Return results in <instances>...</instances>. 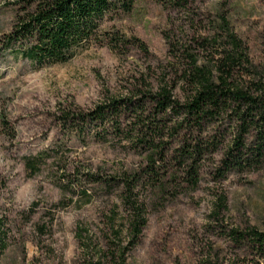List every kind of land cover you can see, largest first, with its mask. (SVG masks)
<instances>
[{
  "label": "rangeland",
  "instance_id": "rangeland-1",
  "mask_svg": "<svg viewBox=\"0 0 264 264\" xmlns=\"http://www.w3.org/2000/svg\"><path fill=\"white\" fill-rule=\"evenodd\" d=\"M18 1L0 0V46ZM105 26L144 49L92 45L39 68L0 51V264H88L92 256L113 264L126 246V264H264L231 233L264 230V155L226 168L231 115L194 128L157 113L149 96L165 82L184 102L188 54L214 70L229 48L226 30L242 43L238 80L264 77V0H198L192 11L137 0ZM112 99L133 103L119 116L91 118ZM69 112L81 115L64 119ZM195 145L208 149L191 186L180 153ZM218 196L225 203L216 211ZM134 204L146 223L130 246Z\"/></svg>",
  "mask_w": 264,
  "mask_h": 264
},
{
  "label": "trees",
  "instance_id": "trees-1",
  "mask_svg": "<svg viewBox=\"0 0 264 264\" xmlns=\"http://www.w3.org/2000/svg\"><path fill=\"white\" fill-rule=\"evenodd\" d=\"M137 0H20L14 23L3 38L0 51L9 53L14 59L22 58L32 68L66 63L78 53L92 45H107L111 49L127 47L136 42L144 49L143 42L125 38L118 31H110L105 26L109 20L121 13L132 10ZM165 7L192 11L198 0H155ZM228 50L218 57L214 70L198 64L192 54H188L189 67L183 73L184 83L191 93L184 102L173 98L168 83H161L151 93V102L157 113L168 112L180 115V122L194 128H201L206 122L219 119L226 113L236 123V133L223 159L226 168L251 163L264 155V77L249 79L244 84L235 76L234 70L244 61L241 40L230 30H226ZM132 99H112L97 106L91 118H102L105 114L119 116L122 107L132 105ZM138 109V108H136ZM135 110V109H134ZM70 113V112H69ZM74 112L62 115L76 118ZM253 132L249 146L245 134ZM212 147L209 144L207 147ZM217 144H214V148ZM203 147V148H202ZM208 148L206 146H186L180 155L189 160L184 178L191 186L198 182L197 162ZM214 150L213 148L210 151ZM153 163V161L151 160ZM152 175V173H149ZM135 182V180L133 181ZM128 189L133 186L127 183ZM225 198L218 196L216 211L224 207ZM218 214V212H214ZM146 223L142 207L134 204V215L129 223V245H133ZM232 236L245 240L249 247L264 257V230L248 228L245 231L232 229ZM6 247L3 220L0 218V254ZM117 250L111 258L113 264H126L125 250ZM88 264H104L102 257L92 256Z\"/></svg>",
  "mask_w": 264,
  "mask_h": 264
}]
</instances>
